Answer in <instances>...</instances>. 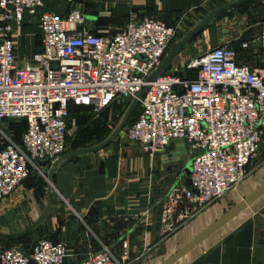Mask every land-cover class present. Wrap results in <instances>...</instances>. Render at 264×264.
Returning a JSON list of instances; mask_svg holds the SVG:
<instances>
[{
    "label": "built area",
    "instance_id": "1",
    "mask_svg": "<svg viewBox=\"0 0 264 264\" xmlns=\"http://www.w3.org/2000/svg\"><path fill=\"white\" fill-rule=\"evenodd\" d=\"M43 6L44 0H0V122L26 120L20 141L7 135L0 141V199L30 175L46 178L43 165L67 150L71 103L103 108L116 98L131 99L177 35L175 24L151 16L96 34L80 6L64 16ZM25 13L38 15L41 47L19 66L14 25ZM261 39L264 56V33ZM139 105L124 131L128 140L151 155L176 139L192 152L190 183L166 194L164 230L233 188L264 149V68L239 62L227 43L159 74ZM66 256L65 242L39 237L30 251L17 242L2 247L0 264H63ZM78 264L124 263L102 246Z\"/></svg>",
    "mask_w": 264,
    "mask_h": 264
},
{
    "label": "crops",
    "instance_id": "2",
    "mask_svg": "<svg viewBox=\"0 0 264 264\" xmlns=\"http://www.w3.org/2000/svg\"><path fill=\"white\" fill-rule=\"evenodd\" d=\"M228 1L44 0L43 7L64 16L74 5L80 6L87 26L96 34H111L132 18L151 16L175 24L181 36L203 14ZM14 29L16 62L23 66L41 47L38 15L25 13ZM263 33L264 3L230 10L188 42L168 69L177 70L188 58L218 43L234 45L239 62L264 68ZM208 39L211 45L205 44ZM191 156L179 139L151 155L138 142L117 135L99 150L72 156L54 174L45 220L18 243L30 251L39 237L63 241L67 251L63 264H78L102 246L110 247L124 264H163L264 184V170L248 171V179L224 197L193 208L185 221L164 230L166 194L173 185H187L178 170ZM48 165H43L45 174ZM46 184L44 176L30 175L4 197L0 229L16 230L35 219L43 207ZM6 245L0 238V249ZM170 264H264V191Z\"/></svg>",
    "mask_w": 264,
    "mask_h": 264
},
{
    "label": "water",
    "instance_id": "3",
    "mask_svg": "<svg viewBox=\"0 0 264 264\" xmlns=\"http://www.w3.org/2000/svg\"><path fill=\"white\" fill-rule=\"evenodd\" d=\"M264 0H231L216 6L215 8L211 9L210 11L203 14L200 18H198L193 25H191L187 30L182 34L180 37L175 39L171 45L166 50L165 54L163 55L160 63L158 66L153 69L150 74L146 77L145 83L141 86V88L136 92V94L131 98L128 106L126 107L125 111L121 115L120 119L114 126V128L110 131V133L104 137L102 140L88 145V146H78L69 150L64 151L58 157H56L53 161H51L46 170V195L43 201V207L37 217L33 219L29 224L24 225L23 227L16 229V230H3L0 229V238L6 241H12L18 238H21L35 229H37L42 222L45 220L49 208L51 205V192L53 189V177L55 172L57 171L58 167L63 164L66 160L71 158L72 156L92 152L103 148L107 145L118 133L119 131L125 126L128 119L131 117L134 109L139 104L140 99L146 93L149 83L153 81L159 74L166 71L171 64L172 59L176 54H178L184 46L190 42L197 34H199L206 26H208L212 21L216 18L221 16L222 14L230 11V10H237L240 7L249 5V6H257L263 4ZM190 171H191V158L187 159L183 165L180 166L178 170V174L180 176H185V183H190ZM264 191V184H262L257 190H255L252 194L247 196L244 200H242L239 204L233 207L229 212L223 215L221 218L216 220L211 226L206 228L201 234L196 236L192 239L189 243L185 246L180 248L176 253L172 256L167 258L163 264H170L174 260H176L179 256H181L185 251H187L190 247L195 245L200 239L205 237L209 234L212 230L217 228L221 225L227 218H229L234 212L238 209L243 207L246 203L250 202L254 199L257 195Z\"/></svg>",
    "mask_w": 264,
    "mask_h": 264
},
{
    "label": "rangeland",
    "instance_id": "4",
    "mask_svg": "<svg viewBox=\"0 0 264 264\" xmlns=\"http://www.w3.org/2000/svg\"><path fill=\"white\" fill-rule=\"evenodd\" d=\"M178 37L180 36L176 35L174 40ZM210 42L211 41L208 39L205 41V44H210ZM228 44L234 46L230 43ZM130 100L131 99L116 98L109 105L103 108H95L92 105L84 103H71L69 108L70 116L66 137L67 150L75 148L74 146L78 147L90 145L106 137L120 119ZM139 109L140 105L138 104L131 114V117L129 118L130 120L134 118ZM127 125L128 121L125 126L119 131L117 136L126 138L124 131ZM23 127L24 122L19 118L1 121L0 141H3L5 139V135H7L12 140L18 139V136L22 132ZM258 170H264V150H260L248 164L246 175L248 171H252L251 173L253 174L258 172ZM251 173L249 175H252ZM246 175L235 186L240 184V182H242L245 178L248 179V176ZM230 190H232V188ZM230 190H228L227 192H229ZM227 192L219 198L224 197ZM2 200L3 199H0V203L2 202Z\"/></svg>",
    "mask_w": 264,
    "mask_h": 264
},
{
    "label": "trees",
    "instance_id": "5",
    "mask_svg": "<svg viewBox=\"0 0 264 264\" xmlns=\"http://www.w3.org/2000/svg\"><path fill=\"white\" fill-rule=\"evenodd\" d=\"M241 8H243V7H241ZM71 105V104H70ZM69 108H70V106H69ZM22 120H23V122H24V127H23V130H22V132H21V134H20V137H21V135H22V133H23V131L25 130V127H26V120L25 119H23V118H21ZM132 120V119H131ZM131 120L130 119H128V124L131 122ZM15 141H20V138L19 139H16ZM74 147H77V146H74ZM25 236H23V237H21V238H18V239H15V240H12V241H7L8 242V244H10V243H14V242H19L20 240H22V238H24Z\"/></svg>",
    "mask_w": 264,
    "mask_h": 264
}]
</instances>
